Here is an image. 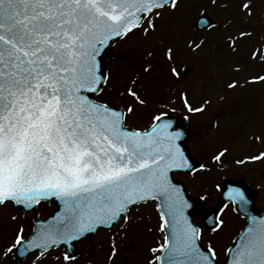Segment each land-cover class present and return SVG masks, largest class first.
<instances>
[{
  "label": "snow or ice",
  "instance_id": "snow-or-ice-1",
  "mask_svg": "<svg viewBox=\"0 0 264 264\" xmlns=\"http://www.w3.org/2000/svg\"><path fill=\"white\" fill-rule=\"evenodd\" d=\"M179 6L180 0H0V207L11 203L35 211L42 202H59V210L36 226L31 237L26 239L20 227L3 257L35 250L40 260L53 248L65 247L56 259L75 264L73 242L119 225L105 255V264H117L133 208L154 204L164 235L162 243L149 248L147 264H216V250L211 243L201 246L203 232L186 214L192 207L186 190L173 177L211 172V165L223 164L229 149L216 151L208 164L194 161L183 147L185 131L169 116L168 105H175V99L161 103L146 127L129 125L137 106H146L137 85L151 71L150 63L119 92L128 103L113 105L104 99L113 80L105 66L107 50L138 32L144 37L156 33L157 21ZM239 8L252 15L251 3L241 0ZM198 24L205 30L217 27L206 12L200 13ZM251 35L239 29L225 42L235 53ZM203 44V39L192 38L185 46L195 53ZM153 54L148 51L147 57ZM160 55L173 82L193 70L177 68L171 43L162 44ZM250 59L264 62V44L251 51ZM257 82H264V75L249 81ZM178 99L188 113L186 121L212 104L202 98L194 107L186 91ZM250 139L264 143L259 135ZM255 162H264V151L235 161ZM227 200L250 223L226 251V264H264V217L251 215V201L240 187L230 188ZM208 223L212 233L226 226L222 215Z\"/></svg>",
  "mask_w": 264,
  "mask_h": 264
},
{
  "label": "rangeland",
  "instance_id": "rangeland-1",
  "mask_svg": "<svg viewBox=\"0 0 264 264\" xmlns=\"http://www.w3.org/2000/svg\"><path fill=\"white\" fill-rule=\"evenodd\" d=\"M228 1L216 0L214 6L210 4L209 0L180 1V6L175 13L166 15L162 20L157 21L156 33L144 37L138 32L113 47L116 56L107 62L113 80L110 85L111 91L104 97L110 104L128 103V99H121L119 92L126 87L131 77L138 72L142 73V68L146 63L153 65L149 73L142 75L137 85V90L140 91L142 98L147 102L146 106H137L135 115L129 118V125L137 128L146 127L161 103H167L170 99H175L176 104L179 105L181 103L178 99L179 92L186 91L189 99H192L193 105L199 102L198 98H210L212 100L207 112L193 119V123L196 124L195 130L203 129L202 137L207 139L204 144V147L208 150L206 156L209 158L220 147L233 146L236 148L235 152L241 153L243 151L246 145V137L239 134L245 128V125L240 126L242 123L241 118L224 119L219 117L212 120L211 117L218 112V109L225 102L233 104L239 97H247L254 103L255 100L258 101L260 110L264 112V84L244 83L242 85L241 83L248 82L249 78L251 81L259 74H264V66H261L263 63L251 60L249 55L254 48L264 44V37L245 38L238 44L237 56L232 54L225 42L226 37H218V35L220 33L227 35L237 33L239 29L246 30V25H250L253 19L248 21V18L246 19L243 16L244 21L242 23L241 21L235 22V15L232 17L226 11L219 10L223 3ZM201 10L208 11L215 18L217 27L208 31H201L196 37H188L192 34L190 24ZM252 13L260 14L261 10H254ZM261 25L262 21H260ZM260 32L264 35V29ZM192 38L196 39L197 42L201 39L204 41L202 48L195 53L185 46L187 39ZM169 43L172 44L174 49L179 48L178 45L180 46L178 50H175L177 68L181 69L184 65H188L193 69L179 82H173L168 78V66L161 59L162 44ZM148 51H152L153 56L147 57ZM240 59L244 60L241 61ZM235 62L244 65L239 68L240 71L238 72L234 71ZM256 66L260 69L256 70ZM230 82H236L238 86L235 89H227L226 85ZM176 104H169L168 109L176 106ZM246 123L248 125L249 121H246ZM229 131L236 132L227 135L226 133ZM232 138L234 139L230 143L229 141ZM215 145L219 147L211 152V148ZM208 158L206 160L207 164L209 163ZM211 166L213 169L211 172L197 173L195 176L188 178L183 175L180 176L193 194L198 190L205 194V190L202 188L211 184L209 190L214 191V185L222 183L224 178L231 175L235 169L237 171L241 169L228 168L224 164ZM197 185L198 189L195 188ZM40 207L42 208L37 211L42 218L54 209L53 206L48 207L46 204H41ZM14 210L15 208L11 203L6 207H0V264H16L12 253L5 258L2 255V250L11 245L15 233L20 227L24 229L25 238L32 229V219L26 214H20ZM12 216H16L17 219L13 221ZM130 216L131 222L126 229V238L121 242V258L117 264H147V259L150 256L149 248L156 247L158 243L163 242L162 233L158 230L157 215L152 205H144L140 206L138 210L133 209ZM118 228L119 225L113 228L111 232L100 230L95 235L79 241L78 244L82 250L77 256L75 264H105V255L109 251L110 237ZM149 228L152 229L151 232L148 231ZM228 230L227 228L225 233ZM64 251V248L53 249L46 254V258L36 260V257L31 256L25 262L23 261V264H34V262L35 264H62V261H58L56 257L58 255L62 256Z\"/></svg>",
  "mask_w": 264,
  "mask_h": 264
},
{
  "label": "flooded vegetation",
  "instance_id": "flooded-vegetation-1",
  "mask_svg": "<svg viewBox=\"0 0 264 264\" xmlns=\"http://www.w3.org/2000/svg\"><path fill=\"white\" fill-rule=\"evenodd\" d=\"M243 2L251 3V10H261L264 8V0H243ZM241 0H229L227 3H223V5L219 8L220 10H226L228 15L232 16L235 15V22L241 23L244 21L243 16L248 18V21L253 19L250 25H246V30L252 32L250 37H264V35L260 32L262 28L259 25L260 16L256 13H252L251 16H246L243 12L240 11L239 5ZM197 33H192L188 35V37H196ZM199 37V36H198ZM220 37H227V35H220ZM264 84V82H260ZM199 102H196L194 107L199 106L202 98H198ZM192 99H189L191 103ZM197 100V99H196ZM172 107L176 108L175 112H172L170 109ZM170 107L169 114H178V115H188L186 110L183 108L182 103L176 106ZM260 110V104L258 101L249 100L247 97H239L236 99L235 102L232 104L230 102H225L222 105L217 113H214L211 117L212 120H216L217 118H241V124L245 125V128L239 132L242 136L246 137V145L243 148V151L235 152V147L228 146L229 149L226 156H224L223 164L228 168H241L239 171L235 169V171L229 175V180L232 181V187H240L246 191L248 197L251 201L249 205L248 211L251 215L256 216L257 218L264 217V162H255L249 163L247 165H237L235 161L237 159H246L253 154H258L260 151H264V143L256 142L250 137L259 135L264 137V112ZM247 113V114H246ZM200 115L191 116L188 120L190 123V133L191 137L188 142L190 150L192 154L197 157L202 163H206L208 150L204 147L207 139H203V129L195 130V125L193 122L194 117H199ZM246 117V118H245ZM244 121V122H243ZM246 121H249L248 125ZM247 126V127H246ZM236 131H229L226 134L234 133ZM238 132V131H237ZM217 137V136H216ZM215 137V138H216ZM234 138H232L229 142L231 143ZM217 145L211 148V152L216 149ZM224 147L218 148V150H222ZM215 151V152H216ZM214 152V153H215ZM210 153V152H209ZM213 153V154H214ZM209 160V158H208ZM230 186V187H231ZM231 187V188H232ZM218 195L214 191L209 190V194L205 195V199L203 202V206L201 210L197 213L192 215L193 221L195 224L202 230L203 238L201 239L202 244L208 245L209 243L217 249V251L222 255V252L227 247L231 246L240 232L241 229L246 228L250 223L247 215L242 212H237L232 210V205L229 204L227 209H224L223 213L226 211L227 218H225V224L229 229L227 233H212L209 229H207L202 224L201 219V211L211 208L216 204Z\"/></svg>",
  "mask_w": 264,
  "mask_h": 264
},
{
  "label": "water",
  "instance_id": "water-1",
  "mask_svg": "<svg viewBox=\"0 0 264 264\" xmlns=\"http://www.w3.org/2000/svg\"><path fill=\"white\" fill-rule=\"evenodd\" d=\"M208 16V15H207ZM199 18V17H198ZM208 18L212 21V19L208 16ZM213 22V21H212ZM214 23V22H213ZM195 27L196 28H200V26H199V24H198V20H197V22L195 23ZM112 56V53H111V51H110V49H108L107 50V55H106V57H105V59H107V58H109V57H111ZM173 120H174V122L177 124V125H179L184 131H185V139H184V142H183V147L187 150V152H188V154H189V151H188V149H187V147H186V145H185V141L187 140V125H186V123L185 122H183L182 120H180L179 118H176V117H171ZM190 155V154H189ZM193 160L194 161H196L194 158H193ZM177 183H179V184H181V182L180 181H176ZM182 185V184H181ZM227 185H228V183H227V181H226V183L224 184V186H223V191H222V194H221V197H220V199H219V202H218V205H217V207L214 209V210H211V211H207L205 214H204V219L206 218L207 220H209L210 218H214V217H216L217 216V212H218V210L227 202V199L225 198V194H226V187H227ZM186 195H187V192H186ZM187 197H188V195H187ZM188 200H189V203H192V208L191 209H188L187 210V212H186V214L188 215V216H190V214H191V212L192 211H194L198 206H199V200L197 201V200H194V198H190V197H188L187 198ZM50 203H54V204H58L59 202L58 201H55V200H52V201H49ZM18 206V208H24L22 205H17ZM28 210H31V209H28ZM207 226H209L210 228L213 226V225H210L208 222H207ZM72 251H73V253L74 254H77V253H79V249H78V247H76V242H73V248H72ZM15 257H17L19 260H21V258L23 257V256H20L19 254H15ZM230 257H227L226 258V260L227 259H229ZM226 260H225V262L224 263H222V264H226ZM217 264V263H216Z\"/></svg>",
  "mask_w": 264,
  "mask_h": 264
}]
</instances>
